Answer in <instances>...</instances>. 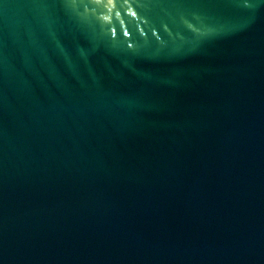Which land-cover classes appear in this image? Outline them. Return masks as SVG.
<instances>
[{
	"label": "water",
	"instance_id": "water-1",
	"mask_svg": "<svg viewBox=\"0 0 264 264\" xmlns=\"http://www.w3.org/2000/svg\"><path fill=\"white\" fill-rule=\"evenodd\" d=\"M0 264H264V0H0Z\"/></svg>",
	"mask_w": 264,
	"mask_h": 264
}]
</instances>
